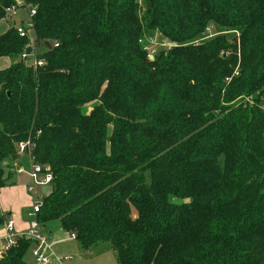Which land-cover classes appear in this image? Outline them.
Returning <instances> with one entry per match:
<instances>
[{"label": "trees", "instance_id": "trees-1", "mask_svg": "<svg viewBox=\"0 0 264 264\" xmlns=\"http://www.w3.org/2000/svg\"><path fill=\"white\" fill-rule=\"evenodd\" d=\"M24 2L42 66L21 59L14 27L0 35V59H15L0 70V189L29 143L52 176L39 226L83 250L264 264V0ZM12 6L0 0V21ZM148 37L173 47L150 60ZM32 247L18 239L0 264Z\"/></svg>", "mask_w": 264, "mask_h": 264}, {"label": "built area", "instance_id": "built-area-1", "mask_svg": "<svg viewBox=\"0 0 264 264\" xmlns=\"http://www.w3.org/2000/svg\"><path fill=\"white\" fill-rule=\"evenodd\" d=\"M25 10L27 12V23L26 25H18L17 27H14L16 30V33L18 36L22 39H27L29 41V44L27 47H32L33 51L31 55L27 56L24 53L21 55V59L23 61H27L31 59V63L28 64L35 67H41L42 62H36L35 60V49L33 47L34 42V23L33 18L35 16V10L29 5H26L24 0H13V6L6 10V15L9 16L11 14H14L18 10ZM146 47L145 50L148 52V57L150 60L153 59V56L156 55L157 51L159 49L162 50H168L171 47H173L172 44L161 41L159 43H156V39L152 37H148L146 39ZM56 47V45H55ZM29 149V143H20L17 147V155L19 158L24 157L28 161V176L30 179V184L27 187V191L31 196L32 201V212L29 214V217L31 218V222L29 224V230L25 234H16L13 230V221L11 219L4 218L3 228L6 233V245H5V251L10 249L11 247L15 246V243L18 239H27L33 242V247L30 249L29 254L31 257V263L30 264H52L54 261L56 264H61L59 259H56L53 257L51 247L52 243L49 241V238L47 235H45L41 231V227L38 224L37 221V214L39 213V210L43 204V197L42 194H40L38 189L41 187L49 186V184L52 181L51 173L49 172L48 168L42 167L40 165L34 164L27 154V150ZM13 171V174H20L23 171V168L18 165V163L14 164L11 168V173ZM0 216L4 217L1 213L0 208ZM70 238L72 240H75V236L72 234L70 235ZM54 260H53V259ZM64 260H68L67 258Z\"/></svg>", "mask_w": 264, "mask_h": 264}, {"label": "crops", "instance_id": "crops-1", "mask_svg": "<svg viewBox=\"0 0 264 264\" xmlns=\"http://www.w3.org/2000/svg\"><path fill=\"white\" fill-rule=\"evenodd\" d=\"M17 163L23 168V171L20 174H13L12 171L7 186L0 189V208L4 218H9L13 221L14 232L16 234H25L29 230L31 218H28L26 213L21 214L19 212L16 200L18 196L28 197L26 193H28L27 187L30 184V179L26 158L21 157ZM38 190L40 191V189ZM47 230L48 234L45 235L48 236L49 241L52 243L51 251L53 257L59 259L61 264H118L116 254L108 245L97 246L94 249L85 251L75 240L70 238V234L61 229L59 224L52 227L50 225ZM5 245L6 233L3 226H0V256L5 251ZM66 258L68 259L67 261L64 260ZM54 261L52 264H56ZM24 262L25 264L31 263L29 252Z\"/></svg>", "mask_w": 264, "mask_h": 264}, {"label": "rangeland", "instance_id": "rangeland-1", "mask_svg": "<svg viewBox=\"0 0 264 264\" xmlns=\"http://www.w3.org/2000/svg\"><path fill=\"white\" fill-rule=\"evenodd\" d=\"M27 20H28L27 12L25 10H22V9L16 11L14 14L7 16L4 20L0 21V35L3 34L9 28L17 27L18 25H26ZM210 31L212 32V29L209 30L208 34H211ZM210 36L208 38H210ZM40 52H42V51L41 50H35L34 51L35 54L40 53ZM14 61H15V59H13V58H1L0 59V70H3L5 68L9 67L12 63H14ZM31 61L32 60L29 59V60L25 61V63L28 65L31 63ZM6 62H7V65H6ZM243 101L248 103L249 105H252L253 104V97H245V98H243ZM90 108H91V106H87L85 108V111L89 112ZM49 187L50 186L42 187V188H40V191H38V192L40 194H42V196H45L49 192V189H50ZM26 196H28V197L26 198L23 196H18V198L16 200V204H17V208H18L19 212L21 214L26 213L27 217L29 218V214L32 212V201H31V196L29 193H26ZM28 221H30V219H28ZM57 224H58L57 222L48 224V225L42 227L41 231L44 232V234H48L47 227H49L50 225L52 227L53 225L55 226ZM102 245H108V244H101L99 246H102Z\"/></svg>", "mask_w": 264, "mask_h": 264}, {"label": "water", "instance_id": "water-1", "mask_svg": "<svg viewBox=\"0 0 264 264\" xmlns=\"http://www.w3.org/2000/svg\"><path fill=\"white\" fill-rule=\"evenodd\" d=\"M47 48H50V46L47 45ZM32 51H33V48H32L31 46H30V47H27V48L25 49V54H26L27 56H29V55H31Z\"/></svg>", "mask_w": 264, "mask_h": 264}]
</instances>
